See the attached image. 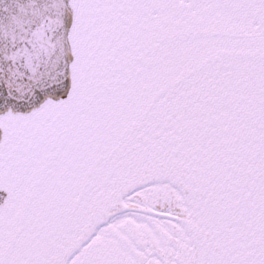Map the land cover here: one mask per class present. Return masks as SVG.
Instances as JSON below:
<instances>
[{"label": "snow or ice", "instance_id": "6c2138e0", "mask_svg": "<svg viewBox=\"0 0 264 264\" xmlns=\"http://www.w3.org/2000/svg\"><path fill=\"white\" fill-rule=\"evenodd\" d=\"M0 264H264V0H0Z\"/></svg>", "mask_w": 264, "mask_h": 264}]
</instances>
